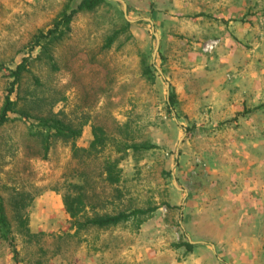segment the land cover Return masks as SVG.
Instances as JSON below:
<instances>
[{
    "label": "rangeland",
    "instance_id": "rangeland-1",
    "mask_svg": "<svg viewBox=\"0 0 264 264\" xmlns=\"http://www.w3.org/2000/svg\"><path fill=\"white\" fill-rule=\"evenodd\" d=\"M78 1L0 0V107L8 69L28 58L10 95L26 116L0 127L17 254L0 238V264H264V31L254 28L255 42L241 26L228 31L247 19L215 18L224 0H103L75 14L64 38L34 46ZM47 117L80 135L50 137L44 154L35 132ZM95 127L108 146L84 152ZM139 144L150 148L130 147ZM107 158L116 184L104 180ZM71 184L87 216L156 209L78 231L62 205Z\"/></svg>",
    "mask_w": 264,
    "mask_h": 264
},
{
    "label": "trees",
    "instance_id": "trees-1",
    "mask_svg": "<svg viewBox=\"0 0 264 264\" xmlns=\"http://www.w3.org/2000/svg\"><path fill=\"white\" fill-rule=\"evenodd\" d=\"M102 1L103 0H79L76 5L68 11L63 10L59 14V16L52 22V26L48 30H46L45 32H37V34L33 38V45L40 46L44 49L43 46L48 44L49 42L61 40L68 33L70 22L75 14L81 11L93 10ZM118 33V31H115L105 39L103 49L110 48V45L113 43ZM42 41L43 43H41ZM34 46L31 47V49L34 48ZM47 59L51 61V55H47ZM27 66L28 58H22V60L13 69H8L11 81L9 82V87L7 88V93L4 96L2 106L0 107V127L9 121V113H17L21 116H26V113H24L23 111L14 109L15 102L10 99V95L14 90V86L19 83L22 73L27 72ZM52 66L54 68V65ZM37 127L39 131H36L35 134L41 136L44 154L49 148L50 137H59L64 140L74 141L80 135V130H74L65 125L60 119L54 117L39 119ZM92 134L93 138L89 143L88 149H82L84 150V152H97L101 149H105L108 146L107 142L110 141V138L108 139V136L106 135L105 131L102 130V128H93ZM130 147H138L144 149L150 148L149 145L144 144L131 145ZM78 150L80 149L78 148ZM103 172L105 174L104 180H106L109 184L118 183V170L114 161L107 158L103 163ZM69 187L74 188L75 191L66 189V191L61 195L62 205L64 212L67 214L68 218L73 221V226L78 231L84 230L88 227L107 228L110 226H115L121 222L127 221L130 218L146 216L156 209L155 207H150L142 210L135 209L129 212L120 211L116 214L104 213L87 216L85 214V208L87 205L85 196L80 190L81 187L73 184L69 185ZM20 220H22L20 222V225L24 228V235L32 236L25 225L26 220L23 218ZM10 233L11 232L9 229V225L4 214V207L0 198V238L5 241L9 247L12 248L13 258L16 259L17 254L14 250L12 241L9 238ZM182 245L186 248L187 251H190L192 248V245L187 242L182 243Z\"/></svg>",
    "mask_w": 264,
    "mask_h": 264
},
{
    "label": "crops",
    "instance_id": "crops-1",
    "mask_svg": "<svg viewBox=\"0 0 264 264\" xmlns=\"http://www.w3.org/2000/svg\"><path fill=\"white\" fill-rule=\"evenodd\" d=\"M225 7L221 10H214L215 14H212L215 18H241L244 17L247 19V22L237 24L233 21L227 22V30L232 31L234 29H238V26L242 28L244 35L243 37L248 42L256 41L254 40L255 29L258 35L260 34V30L263 32L264 29H260L264 27V0H224ZM251 21L254 26H251ZM261 32V33H262ZM262 35V34H261ZM257 36V40L260 39V44H264L263 35Z\"/></svg>",
    "mask_w": 264,
    "mask_h": 264
},
{
    "label": "water",
    "instance_id": "water-1",
    "mask_svg": "<svg viewBox=\"0 0 264 264\" xmlns=\"http://www.w3.org/2000/svg\"><path fill=\"white\" fill-rule=\"evenodd\" d=\"M124 10H125V8H124ZM125 12V11H124Z\"/></svg>",
    "mask_w": 264,
    "mask_h": 264
}]
</instances>
